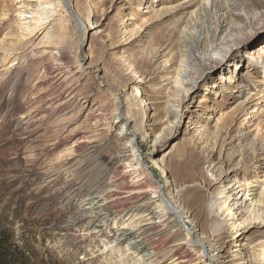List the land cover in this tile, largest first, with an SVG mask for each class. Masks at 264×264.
<instances>
[{
	"label": "rangeland",
	"instance_id": "obj_1",
	"mask_svg": "<svg viewBox=\"0 0 264 264\" xmlns=\"http://www.w3.org/2000/svg\"><path fill=\"white\" fill-rule=\"evenodd\" d=\"M218 44L227 56L179 101L183 91L171 85V72L181 65L196 75L197 59L211 64L216 57L207 55ZM262 47L264 0H0V233L22 249L20 263L138 259L117 237L132 217L92 235L79 211L85 195L110 179L121 197L127 195L137 178L111 165L134 136L154 183L191 213L188 229L210 256L222 260L238 250L232 230L222 226L235 216L236 226L245 222L240 262L264 264L256 257L264 250V205L260 212L250 206L264 188V97L258 98L264 76L249 60ZM78 56L88 73L79 92L92 102L83 110L67 104L69 87L59 91L54 83V71L72 73ZM130 66L140 72L136 77ZM246 72L258 82H248ZM220 75L249 87L241 93L212 88ZM241 103L245 107L237 109ZM117 106L129 122L124 140L111 128ZM241 176L254 182L246 196L235 193ZM222 202L226 207L218 212ZM184 233L157 245L160 264H171L176 256L164 252ZM197 258L193 252L192 264Z\"/></svg>",
	"mask_w": 264,
	"mask_h": 264
},
{
	"label": "bare ground",
	"instance_id": "obj_2",
	"mask_svg": "<svg viewBox=\"0 0 264 264\" xmlns=\"http://www.w3.org/2000/svg\"><path fill=\"white\" fill-rule=\"evenodd\" d=\"M63 8H67V3L63 5ZM142 12H145V14H150V11ZM84 32L85 30H82L83 36ZM217 33L219 34L220 30H216L215 36H217ZM239 51L240 50L237 52ZM224 53L225 50H223L219 44L211 47L207 57L208 59L212 60L216 57L215 60L209 64L206 61L205 56H200L197 59L199 69L197 70V74L194 76L188 71L184 70L181 65L171 72V85H173L174 88H179L183 91L182 98L179 101L184 100L190 92H193L194 88L198 86V81L200 83L202 80L207 78V72L212 67V64H218L222 57L227 56V53ZM158 54H154L151 57V62L153 64L158 62ZM235 56L236 54H231L227 59L224 60L223 64H226ZM249 60L255 66L261 69L264 76V48H260L254 56L249 58ZM164 62H160V64L158 63V65H160V69L166 68L167 63L165 62V64ZM182 65L185 64L182 62ZM73 66L74 71L69 74L65 73V70L60 68L54 71V80L56 81H54L55 89L63 91L65 86H67V88L69 87L70 89H68L66 100L67 104L69 106L79 107L83 110L87 105H91L92 103L89 101V99H87L86 96L81 95L79 92L80 81L88 73L83 68L84 59L80 56H78V60ZM134 66H130L129 72L132 76L136 77L140 72L138 73L137 68ZM96 76L97 72L95 73V77ZM244 78L248 82H258V79L253 77L249 72L244 73ZM218 80L219 81L214 82L211 86L212 88H217L221 91L227 90L231 91L232 93H241V89H246L249 87L247 85L248 83L246 82L237 84L236 80L229 75H220ZM74 82H76L75 85L70 87ZM135 85L133 87H136ZM112 88L109 89L115 92ZM133 90H135L136 95H138V88H133ZM214 93H217L216 90H213V94ZM250 93L251 96L255 95L253 92ZM118 94V92L115 93V100L117 101L119 100L117 97ZM262 97H264L263 93H261L258 98ZM202 100L206 101L207 99L204 98ZM243 105L244 103H241L237 109L242 110L243 107H245ZM173 113L175 115L178 114V107L175 108ZM128 123L129 122L127 118H122L119 106H117L111 117V128L116 129L119 139L124 140L126 138L128 134ZM134 139V136H129L128 142L125 144L123 143L124 145H121L117 149L111 168L114 170V172H117L120 167H123L125 172L132 173V175H134L137 180L129 186V191L125 197L120 196L118 190L114 187V183L116 182L112 181L111 179L104 183L101 189L87 193L79 205V211L81 212V217L86 231L92 235H98L104 230L116 225V223L128 220L129 217H132L128 223L121 226L119 229L120 233L117 236L119 241L118 243H126L128 250L132 251V256L138 257V259L133 261L132 264H160V259H158L159 252L156 251L157 245H159L161 242L167 241L168 238L175 239L179 231L182 229L185 230L183 239L175 241V243L169 246L167 251L164 252L167 254V256H176L173 258L174 260L170 262L171 264H192L191 257L193 252L198 253L199 255V258L196 260L197 264H242L240 261L244 259L242 258L244 256V252H242L241 242L243 240V232L241 231L245 229V222H242L236 226L234 224V220L236 218L235 216L232 218L228 217L229 219H223L222 226L226 229L232 230L231 243L236 245L238 250L236 249L233 251V254L228 255L222 260L210 256L205 246V242L198 240L194 230L188 229L187 225L193 224L194 222V220H192L191 213L184 211L177 197H171L167 187L161 188L154 183L153 179L155 178V174L148 169L142 153L140 152L141 149L133 145V142L135 141ZM128 143H130V145H128ZM213 153L214 149L210 150L209 154L213 155ZM245 178V176H241V179L236 181L235 193L237 195L242 194V196H246L249 191L254 188V182L248 181ZM263 190L264 188L258 195H256L257 200H253L250 203L252 209L258 212L262 211L264 205ZM123 202H129L130 206L119 207ZM218 206V212H222L226 207V202H222L221 204H218ZM155 221H159L161 225L156 227ZM148 236H153L155 242L147 244L146 239ZM149 249H151L150 252H147ZM256 257L258 259L260 258V260H262L264 263V250L261 254L258 253V256Z\"/></svg>",
	"mask_w": 264,
	"mask_h": 264
},
{
	"label": "trees",
	"instance_id": "obj_3",
	"mask_svg": "<svg viewBox=\"0 0 264 264\" xmlns=\"http://www.w3.org/2000/svg\"><path fill=\"white\" fill-rule=\"evenodd\" d=\"M21 252L8 233H0V264H21Z\"/></svg>",
	"mask_w": 264,
	"mask_h": 264
}]
</instances>
